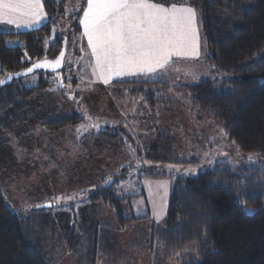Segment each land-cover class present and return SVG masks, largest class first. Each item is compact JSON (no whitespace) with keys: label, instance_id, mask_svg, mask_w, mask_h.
I'll use <instances>...</instances> for the list:
<instances>
[{"label":"trees","instance_id":"obj_1","mask_svg":"<svg viewBox=\"0 0 264 264\" xmlns=\"http://www.w3.org/2000/svg\"><path fill=\"white\" fill-rule=\"evenodd\" d=\"M63 2L42 0L49 19L38 28L16 30L0 25V78L27 69L36 61L54 59L61 52L60 35L47 47L44 39L52 23L60 25ZM82 2L84 6L85 0ZM155 2L190 4L198 10L206 44L203 61L221 78H200L178 87L186 90L195 121L206 119L220 127L230 142L235 141L242 156L210 161L203 168L178 160L173 125L162 117V113L168 114L165 106L173 105L168 94L170 82L153 78L113 81L114 96L119 98L127 92L132 98H141L152 113H140L138 119V127L146 125V131L153 135L151 144L138 147L121 120L114 126L97 125L93 132L105 140L108 150L134 151L138 161L131 165L138 166L143 174L159 175L161 169L177 166L172 172L174 184L164 222L140 224L148 216L125 215L124 197L115 190L128 170L124 164L118 165V173L107 175V182L82 191L79 210L72 202L76 199L70 201L71 219L56 217L61 221L55 227H61L58 241L54 240V217L48 215L56 202L27 211L12 210L0 190V264H147L158 259L172 264H264V0ZM81 10L68 16L75 30L80 29ZM7 40L21 44L8 45ZM63 63L56 72L35 71L39 76L32 85H25L20 77L0 84V130L36 123L54 133L84 119L79 109L43 111L33 100L38 91L52 87L51 77L62 87L77 82L74 75L65 77V67L71 66ZM219 83L226 87H218ZM67 93L77 97V93ZM59 99L70 106L67 94L61 93ZM157 125L163 127L158 129ZM249 154H258V162L249 165ZM189 164L192 169L183 175ZM242 205L254 212H246Z\"/></svg>","mask_w":264,"mask_h":264},{"label":"rangeland","instance_id":"obj_2","mask_svg":"<svg viewBox=\"0 0 264 264\" xmlns=\"http://www.w3.org/2000/svg\"><path fill=\"white\" fill-rule=\"evenodd\" d=\"M171 4H165V6ZM82 7V0H64L60 25L57 27L58 24L52 23L49 35L44 39V47H47L57 35L61 36V51H64L62 61L66 65L74 66L65 67L64 75L67 79L73 75L76 76L77 82L74 84L67 82L68 86L62 87L60 81H55V78L51 77L49 80L53 84L52 87L38 91L33 95V100L40 104L43 111L60 110V108L66 111L79 109V112L85 115L84 119L65 130L54 133L44 131L36 126V123L17 124L7 131L0 130V190L4 200L12 210H29L50 201L56 202V207L52 211L46 210L48 215L54 217L55 241L62 236L58 234L61 227L55 228L61 222H58L56 217L59 220L62 219L61 216H64V220L71 219L73 215L71 203L74 202L76 210L82 207L83 188L85 190L97 183L103 184L108 178L107 175L117 172L122 164L124 167H129L125 176L115 184V190L118 196L124 197L122 204L125 215L148 216L147 219L140 221V224L149 221L156 225L162 224L166 215L169 193L174 184L172 172L177 168L176 165H170L161 169L163 172L166 171L164 175H162L163 172L152 176L143 174L138 166L131 165L137 164L138 161L134 151L132 154L125 150L121 153L113 148L108 150L105 140L95 136L93 131L97 127H91V125L114 126L115 122L118 123L120 120L127 127L138 147H149L153 135L146 131V125H143L141 129L140 126L138 127L139 114L149 112L141 98H132L126 95L127 92H122L123 96L119 98H111L114 92L111 83L121 81L122 78L113 76L105 84L100 76L98 78L97 73L93 74L92 67H87L86 62L94 59L88 48L87 38L82 35L80 29H74L73 21L67 14L72 12L73 15ZM198 30L201 56L199 58L174 56L167 66V71L174 73L170 79L173 81L170 82L172 86L168 92L173 105L165 106L168 114L161 113L165 122L173 125L171 132L176 140L177 159L192 162L197 168H203L210 161H223L230 156L240 158L242 155L220 127L206 119L195 121L186 90L178 87L194 83L200 78H221L216 70L203 61L205 45L199 17ZM7 41L12 42L7 43L8 45L21 44L18 40ZM36 76H39V73H27L19 77L25 85H32L37 79ZM158 76L166 78L165 73ZM132 79L151 78L134 77ZM217 86L226 87L222 83ZM68 91L77 93V97L73 99L72 94L67 93ZM61 93L67 94L70 98V106L63 100L64 98L59 99ZM149 114L152 113L149 112ZM128 115L129 118H127ZM81 125L87 128L86 132L80 127ZM156 127L160 129L163 126ZM191 166V164L185 166L182 174H189ZM161 185H166V190ZM68 197H74L76 200L68 199ZM78 197L80 199H77ZM63 234L67 236V233ZM139 263H142L141 259ZM148 263L172 264L170 260L163 261V259L153 263L148 261Z\"/></svg>","mask_w":264,"mask_h":264},{"label":"snow or ice","instance_id":"obj_3","mask_svg":"<svg viewBox=\"0 0 264 264\" xmlns=\"http://www.w3.org/2000/svg\"><path fill=\"white\" fill-rule=\"evenodd\" d=\"M67 14L72 15V12ZM198 17V10L190 4L165 6L155 0H87L79 24L95 61L93 74L98 72L107 84L113 76L155 75L158 70L167 68L173 56L199 58ZM47 19L42 0H0V24L31 27L42 25ZM63 56L62 50L54 61L32 64L25 74L41 67L55 68L61 64ZM4 82L0 79V84ZM80 127L87 131L83 125ZM257 162L258 154L248 155L249 165ZM161 187L166 190V185ZM46 206L51 207V204ZM242 207L248 213L254 212L246 205Z\"/></svg>","mask_w":264,"mask_h":264},{"label":"crops","instance_id":"obj_4","mask_svg":"<svg viewBox=\"0 0 264 264\" xmlns=\"http://www.w3.org/2000/svg\"><path fill=\"white\" fill-rule=\"evenodd\" d=\"M158 3V2H157ZM86 4H87V0H85V3H84V6H83V8H82V10H81V13H80V15H79V19L82 17V14H83V9H84V7H86ZM173 4V3H172ZM176 4H182V3H176ZM184 4V3H183ZM165 5V4H164ZM45 22V21H44ZM43 22V23H44ZM78 24H79V21H78ZM0 25H6V24H0ZM6 26H9V27H12V28H14V29H16L17 30V28L19 29V30H30V29H35V28H38L39 26H41V25H33V26H31V27H25V26H21V27H16L15 25H6ZM79 27H80V32H82L83 33V27L79 24ZM174 57V56H173ZM172 59H174V58H172L171 57V60H170V62L172 61ZM94 59L93 60H91V62L89 61V62H86V65H87V67H92L93 68V65H94ZM76 64V63H75ZM79 65H81L80 63H78ZM65 65V63H63V66ZM77 65V64H76ZM169 66V65H168ZM71 67H74L73 65H71ZM163 73H165V75H166V78L164 77H160V76H158V75H160V74H163ZM97 75H98V78H99V73L97 72ZM174 75V73H172V72H170V71H167V68L166 69H162V70H158L157 71V73L155 74V75H153V74H149V75H143V74H138V75H123V76H119L120 78H122L121 80H123V79H132V78H134V77H147V78H153L154 80H159V81H165V82H171V81H173V80H170L171 79V77ZM115 77H118V76H115ZM7 78H9V75H6V76H4V77H2V78H0V79H2V80H7ZM116 79V78H115ZM115 79H113V80H115ZM112 82V81H111ZM112 97V99H115L116 98V96H114V94L113 95H111ZM110 108H112V107H110ZM116 114H117V112H116Z\"/></svg>","mask_w":264,"mask_h":264},{"label":"water","instance_id":"obj_5","mask_svg":"<svg viewBox=\"0 0 264 264\" xmlns=\"http://www.w3.org/2000/svg\"><path fill=\"white\" fill-rule=\"evenodd\" d=\"M60 55V53L54 58V59H43V60H39V61H36L35 63H37V62H41V61H45V60H47V61H54L58 56ZM63 58V57H62ZM35 63H33V64H35ZM61 65H62V59H61V64L59 65V66H57V67H55V68H53V67H49V68H43V67H41V68H38V69H34V71L32 72V73H34L35 71H41V70H43V71H49V72H56V71H58L60 68H61ZM32 65H30L29 67H31ZM28 67V68H29ZM25 70L26 69H24V70H21V71H19V72H17V73H21V75H24L25 74ZM17 73H15V74H11V78H16V77H19V76H21V75H16ZM27 74V73H26ZM11 78H7V80H9V79H11ZM6 80V81H7Z\"/></svg>","mask_w":264,"mask_h":264}]
</instances>
